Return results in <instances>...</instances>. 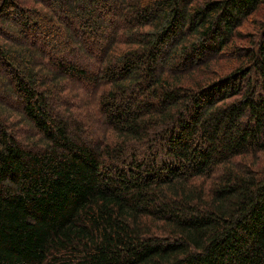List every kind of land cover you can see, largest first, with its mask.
Instances as JSON below:
<instances>
[{"label":"trees","instance_id":"1","mask_svg":"<svg viewBox=\"0 0 264 264\" xmlns=\"http://www.w3.org/2000/svg\"><path fill=\"white\" fill-rule=\"evenodd\" d=\"M61 1L0 0V264H264V0Z\"/></svg>","mask_w":264,"mask_h":264},{"label":"rangeland","instance_id":"2","mask_svg":"<svg viewBox=\"0 0 264 264\" xmlns=\"http://www.w3.org/2000/svg\"><path fill=\"white\" fill-rule=\"evenodd\" d=\"M62 5H65V3L63 2V0L61 1V3H59L58 4V6H59V8H61L62 7ZM9 27V29H12L10 26H8ZM5 26L3 27V29L5 30ZM23 42V41H22Z\"/></svg>","mask_w":264,"mask_h":264}]
</instances>
